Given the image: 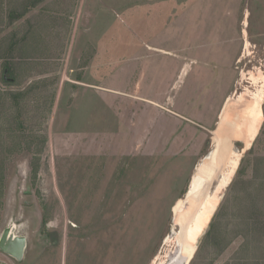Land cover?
Instances as JSON below:
<instances>
[{"label":"rangeland","instance_id":"1","mask_svg":"<svg viewBox=\"0 0 264 264\" xmlns=\"http://www.w3.org/2000/svg\"><path fill=\"white\" fill-rule=\"evenodd\" d=\"M262 75L264 0H0V232L28 237L0 264H162L218 143L240 157L186 264H264V98L249 145L219 118Z\"/></svg>","mask_w":264,"mask_h":264},{"label":"bare ground","instance_id":"2","mask_svg":"<svg viewBox=\"0 0 264 264\" xmlns=\"http://www.w3.org/2000/svg\"><path fill=\"white\" fill-rule=\"evenodd\" d=\"M247 46L248 42L246 41L245 48ZM262 79L258 81L261 84L257 85L255 78H252L251 86L256 87V91H250L248 87L242 86L243 92L230 96L225 101L219 116L221 121L225 119L224 125H220L221 128L229 131L233 138L245 141L247 145L255 136L258 124L262 120L261 113L256 107L262 103L264 98L263 75ZM244 81L245 75L242 74L241 82L244 83ZM245 97L251 100L254 105L246 104ZM217 146L216 149L203 157L190 179L191 184L189 183V191L183 201L184 203L179 214L174 217V224H177L175 227L178 228L174 229L165 240L167 243L175 235L176 247L169 252L167 259L162 264H186L193 249V242L203 230L211 208L215 206L214 204L223 188L231 181L240 153L235 151L230 143L225 145L218 143ZM214 152L217 153V157L221 156L220 153H222V157L223 155L228 156V163L225 168L222 169V161L214 167L211 165V157Z\"/></svg>","mask_w":264,"mask_h":264},{"label":"water","instance_id":"3","mask_svg":"<svg viewBox=\"0 0 264 264\" xmlns=\"http://www.w3.org/2000/svg\"><path fill=\"white\" fill-rule=\"evenodd\" d=\"M6 74L7 69H4V80L8 82L13 81V78H7ZM190 184L188 185L187 191L184 195V200L189 191ZM21 228V223L9 220L0 232V251L8 255L17 263H20L25 258L28 247V237L27 235L21 233Z\"/></svg>","mask_w":264,"mask_h":264},{"label":"trees","instance_id":"4","mask_svg":"<svg viewBox=\"0 0 264 264\" xmlns=\"http://www.w3.org/2000/svg\"><path fill=\"white\" fill-rule=\"evenodd\" d=\"M3 81H5V80H3ZM42 82H45V79H43L41 81V83ZM30 88H31V85L29 87L27 86L25 89H26V91H29ZM15 93L16 92L8 91L7 95L9 97H5L7 100H4L5 102L9 101L11 104V107H10L11 111H9L10 115L8 114V116H7L8 117L7 119L9 120L7 122H9L10 124L7 125L6 130L10 131L11 134L13 132H15L14 135L12 134V136H15V134H17L16 130H20L19 129L20 126L24 125L23 122L21 121V116L24 114V112H23L24 106H22V103L20 102L19 97H17V95L15 96ZM21 94H23V92ZM22 144H23V141H22Z\"/></svg>","mask_w":264,"mask_h":264}]
</instances>
